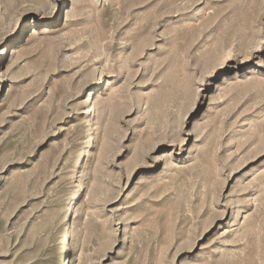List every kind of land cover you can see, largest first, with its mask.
<instances>
[{
	"label": "rangeland",
	"instance_id": "1",
	"mask_svg": "<svg viewBox=\"0 0 264 264\" xmlns=\"http://www.w3.org/2000/svg\"><path fill=\"white\" fill-rule=\"evenodd\" d=\"M66 236L71 264H264V0H0V264Z\"/></svg>",
	"mask_w": 264,
	"mask_h": 264
},
{
	"label": "bare ground",
	"instance_id": "2",
	"mask_svg": "<svg viewBox=\"0 0 264 264\" xmlns=\"http://www.w3.org/2000/svg\"><path fill=\"white\" fill-rule=\"evenodd\" d=\"M82 197V194H78V197L73 200L72 205L75 207L78 205L80 199ZM63 258H65L66 260L63 262V264H71L70 263V257H71V248H70V239L68 236L65 237L64 241H63V254H62Z\"/></svg>",
	"mask_w": 264,
	"mask_h": 264
}]
</instances>
